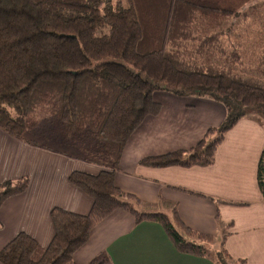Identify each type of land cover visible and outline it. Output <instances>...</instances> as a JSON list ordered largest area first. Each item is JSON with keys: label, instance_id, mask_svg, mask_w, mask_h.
<instances>
[{"label": "trees", "instance_id": "obj_1", "mask_svg": "<svg viewBox=\"0 0 264 264\" xmlns=\"http://www.w3.org/2000/svg\"><path fill=\"white\" fill-rule=\"evenodd\" d=\"M231 13L215 0H0V130L48 151L55 150L33 136L76 148V159L102 168L68 177L91 199L87 215L52 209L51 243L41 248L20 233L0 251V264H74L91 230L116 210L136 224H159L181 254L245 264L222 248L208 249L214 239L188 229L175 211L171 217L139 212L140 202L114 185L127 140L160 111L156 92L213 100L223 105L225 119L189 150L145 158L143 167H207L239 120L264 127V82L233 73L240 58L223 49V32L203 34L195 26L202 17ZM260 65L264 70V54ZM256 180L264 198V149ZM27 184V178L0 184V206Z\"/></svg>", "mask_w": 264, "mask_h": 264}, {"label": "crops", "instance_id": "obj_2", "mask_svg": "<svg viewBox=\"0 0 264 264\" xmlns=\"http://www.w3.org/2000/svg\"><path fill=\"white\" fill-rule=\"evenodd\" d=\"M152 99L160 111L146 117L127 140L115 187L137 199L141 213L171 217L175 211L188 229L214 239L208 249L222 248L233 261L264 264V198L256 180L264 127L252 118L239 120L223 136L207 167H143L139 162L145 158L189 150L225 119L223 106L210 99L165 92L154 93ZM101 170L0 130V184L28 180L22 194L0 206V251L20 233L46 248L54 235L52 209L85 216L92 206L91 199L68 182L69 175H97ZM96 259H104V264H214L179 253L159 224H136L122 210L95 226L87 243L73 254L74 264Z\"/></svg>", "mask_w": 264, "mask_h": 264}, {"label": "rangeland", "instance_id": "obj_3", "mask_svg": "<svg viewBox=\"0 0 264 264\" xmlns=\"http://www.w3.org/2000/svg\"><path fill=\"white\" fill-rule=\"evenodd\" d=\"M215 1L221 8L230 10L232 13L225 17H202L195 25L196 28L208 35L223 32L224 35L220 38L223 49L227 54L236 50L240 58L238 63L231 65L233 73L240 77L264 82V70L260 65V58L264 54V0ZM33 138L37 139L36 142L39 145H45L67 156L80 155V151L76 148H68L54 144L50 140H43L41 135L33 136ZM81 157L84 158L83 153Z\"/></svg>", "mask_w": 264, "mask_h": 264}]
</instances>
